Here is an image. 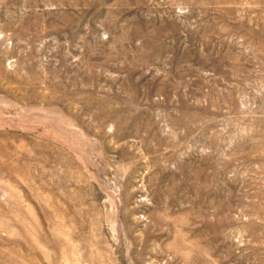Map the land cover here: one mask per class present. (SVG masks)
<instances>
[{
  "label": "rangeland",
  "instance_id": "374dc122",
  "mask_svg": "<svg viewBox=\"0 0 264 264\" xmlns=\"http://www.w3.org/2000/svg\"><path fill=\"white\" fill-rule=\"evenodd\" d=\"M0 264H264V0H0Z\"/></svg>",
  "mask_w": 264,
  "mask_h": 264
}]
</instances>
